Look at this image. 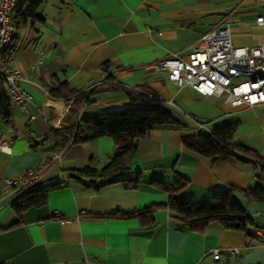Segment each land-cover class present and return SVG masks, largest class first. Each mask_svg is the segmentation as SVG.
<instances>
[{"label": "crops", "instance_id": "crops-1", "mask_svg": "<svg viewBox=\"0 0 264 264\" xmlns=\"http://www.w3.org/2000/svg\"><path fill=\"white\" fill-rule=\"evenodd\" d=\"M37 14L42 20L13 23L7 62L18 70V86L31 99L23 104L11 99L10 120L0 118V134L9 140V149H0V178L37 168L59 150L54 130L63 126L70 100L53 96L51 88L106 87L81 106L89 113L132 105L125 89H148L178 122L156 124L135 138L128 168L98 189L73 178L72 171L90 160L98 167L108 160L115 143L107 135L67 145L24 188L4 190L0 184V264H264L259 235L264 234V201L239 190L256 183L264 187L253 160L213 158L182 143L185 135L235 120L232 142L264 160V103L230 105L176 84L166 70L146 68L168 54L186 58L200 34L224 23L233 45L263 43L264 26L255 17L264 15V0H42ZM137 174L138 185L123 184ZM177 176L186 180L177 194L189 201L239 188L234 193L252 219L250 233L216 220L203 230L184 226L167 207L169 192L151 183ZM50 183L57 185L47 190L43 203L20 211L13 207L24 192ZM150 205L149 224L137 215H119ZM81 209L86 214L75 219ZM54 210L69 219L53 216Z\"/></svg>", "mask_w": 264, "mask_h": 264}, {"label": "trees", "instance_id": "trees-1", "mask_svg": "<svg viewBox=\"0 0 264 264\" xmlns=\"http://www.w3.org/2000/svg\"><path fill=\"white\" fill-rule=\"evenodd\" d=\"M42 0H18L13 10V23L21 24L27 19L42 20L37 14ZM12 45L3 53L7 61L10 58ZM106 64L103 65L105 69ZM114 87V86H112ZM106 87L93 86L86 90H70L65 87L51 88L49 92L53 96H61L70 104L64 116V124L54 130L55 147L64 148L74 142L95 139L100 136H110L115 143L114 151L102 166L90 163L80 169H74L72 177L91 186L94 189L108 184L116 179V176L125 171L133 161L135 155L134 140L143 135L149 128L161 123L178 122L177 118L169 111L159 96L148 89L131 91L125 89L130 102L134 103L119 110L89 113L81 111L84 103L92 101V96L105 90ZM11 96L8 85L0 79V118L9 121ZM236 121H227L213 125L209 132L196 135H185L182 143L190 150L213 158L235 157L244 159L250 157L257 167V177L264 182V160L250 147L232 142V135ZM126 187L138 185L140 175L134 178L122 179ZM151 183L168 191L167 207L172 215L184 226L192 230H203L211 221L216 220L228 229H239L250 233L247 226L252 219L242 207L234 191L237 187L215 190L208 197L189 201L177 194L186 184L183 177L177 176L173 182L162 179H153ZM57 184L50 183L29 192H24V199L14 203L13 207L20 211L31 205L41 204L45 201L46 192ZM245 196L264 201V187L256 183L252 187L240 188ZM147 206L141 212H119V215L139 216L143 224H149L152 219L151 208Z\"/></svg>", "mask_w": 264, "mask_h": 264}, {"label": "built area", "instance_id": "built-area-1", "mask_svg": "<svg viewBox=\"0 0 264 264\" xmlns=\"http://www.w3.org/2000/svg\"><path fill=\"white\" fill-rule=\"evenodd\" d=\"M18 0H0V79L7 85L11 99L23 104L31 94L18 86V70L9 65L3 53L13 38V10ZM257 24L264 26V15L255 17ZM147 69L166 70L168 78L178 85L188 84L201 94L222 98L230 105H259L264 103V42L253 46H235L231 43L228 24H220L200 34L191 45L186 58L175 53L168 54L150 64ZM0 149H9V140L0 134ZM63 148L52 152L47 162L37 168H26L15 177H2V189L26 187L39 176L48 161L61 157ZM81 209L75 216L85 215ZM53 216L62 220L58 210ZM264 238V234L259 232ZM213 257L218 258L219 249L214 248ZM238 252L237 248L232 250Z\"/></svg>", "mask_w": 264, "mask_h": 264}]
</instances>
